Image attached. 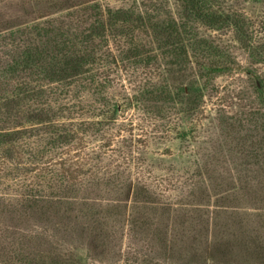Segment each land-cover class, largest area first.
Here are the masks:
<instances>
[{"label":"rangeland","instance_id":"rangeland-1","mask_svg":"<svg viewBox=\"0 0 264 264\" xmlns=\"http://www.w3.org/2000/svg\"><path fill=\"white\" fill-rule=\"evenodd\" d=\"M187 2L0 0V264H264V0Z\"/></svg>","mask_w":264,"mask_h":264},{"label":"trees","instance_id":"trees-1","mask_svg":"<svg viewBox=\"0 0 264 264\" xmlns=\"http://www.w3.org/2000/svg\"><path fill=\"white\" fill-rule=\"evenodd\" d=\"M200 0H188V2H187V4H188V6L191 8V9H197V8H199L200 7ZM210 15H212V14H207V17H210ZM212 21H214V20H212ZM214 22H216V21H214ZM72 59H73V57H72ZM73 64H74V61H71ZM72 63L70 64V67L69 68H71L73 65H72ZM60 135H62L61 137H59V143H58V145H56V146H54V147H61V146H63V144L65 145L66 144V142L68 141V140H70L71 138H72V135H71V133H62V134H60ZM107 173V172H106ZM90 179H94V178H90ZM97 179H99V180H101V182H99ZM108 179H110V178H107L106 176H104L103 178L101 177V176H99L98 175V177H96V180H94V181H96L97 183H105V185L107 186V184H108ZM94 181L93 182H91L89 185H93V183H94ZM87 182V181H86ZM95 182V183H96ZM67 184H69L70 186H71V181L70 180H68L67 181ZM73 185V184H72ZM80 185H88V184H83V182H80ZM106 186H105V188H106ZM93 187V186H92ZM85 188H87V187H85ZM86 198H88V197H86Z\"/></svg>","mask_w":264,"mask_h":264}]
</instances>
